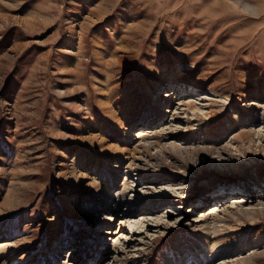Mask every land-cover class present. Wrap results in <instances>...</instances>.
Segmentation results:
<instances>
[{"label":"rangeland","instance_id":"1","mask_svg":"<svg viewBox=\"0 0 264 264\" xmlns=\"http://www.w3.org/2000/svg\"><path fill=\"white\" fill-rule=\"evenodd\" d=\"M262 189L264 0H0V264H264Z\"/></svg>","mask_w":264,"mask_h":264},{"label":"bare ground","instance_id":"2","mask_svg":"<svg viewBox=\"0 0 264 264\" xmlns=\"http://www.w3.org/2000/svg\"><path fill=\"white\" fill-rule=\"evenodd\" d=\"M138 176H142V177H140V179H144V175H142V174H139ZM228 182L230 181V180H227ZM230 182H233V181H230ZM238 182V181H237ZM242 187L245 189V188H247V189H249V191H250V187H248V186H245V185H242ZM227 191H230V189H228ZM262 191H264L263 189H262ZM138 192V191H137ZM226 192V191H225ZM223 193L222 192V194H221V192L220 193H218V194H216L217 195V197H219V196H224L223 194H228V192L227 193ZM141 194V193H140ZM144 194H145V192H144ZM119 196H121L122 195V193H119L118 194ZM146 197H152V195L151 194H149V193H147V195H146ZM165 197H168V198H166V200L167 201H170V199L171 198H169V197H171V196H165ZM240 198V196H232L230 199H226V198H224V199H222L224 202L223 203H220V204H213V205H210V206H208L207 208H208V210L206 211L207 213H217V214H214V215H218L221 211H224L225 209H226V207L227 206H229L231 203H237L236 205L238 206V205H241V200L239 199ZM158 199V198H157ZM166 200H165V202H166ZM126 201H124L123 200V198L122 199H119L118 200V206L119 207H122V205L125 203ZM128 203H132V205L131 206H128V210H123V213L125 214V213H133L134 212V209H135V207L136 206H139L140 204L138 203V202H133V201H129ZM226 203H228L227 205H226ZM150 210V209H149ZM205 212V213H206ZM249 213V212H248ZM205 217V216H204ZM204 223V222H203ZM207 226L208 225H206L205 226V228H207ZM116 235H118L117 236V238L115 239V242L116 243H118L117 241H118V239H121V238H123L124 237V234H123V232H117L116 233ZM120 241V240H119ZM119 244H120V242L118 243V248H119ZM53 245V244H52ZM117 248V249H118ZM4 249H6V244H5V242L4 243H2V242H0V252L2 251V250H4ZM53 249H57V247H53ZM69 251H72V248H70L69 249ZM71 253H73V252H71ZM66 256V255H65ZM64 256V257H65ZM80 260H77V263L79 262ZM5 264V263H4ZM7 264V263H6Z\"/></svg>","mask_w":264,"mask_h":264}]
</instances>
